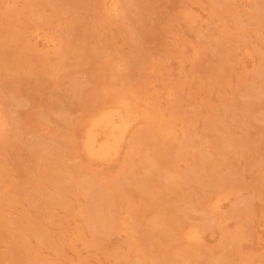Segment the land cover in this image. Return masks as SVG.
I'll return each mask as SVG.
<instances>
[{
  "label": "rangeland",
  "instance_id": "1",
  "mask_svg": "<svg viewBox=\"0 0 264 264\" xmlns=\"http://www.w3.org/2000/svg\"><path fill=\"white\" fill-rule=\"evenodd\" d=\"M131 1L134 11L100 20L101 0H0V42L19 46L0 58L37 72L11 89L19 101L0 95V107L9 103L7 114L29 135L27 142L0 138V264H158L153 243L165 255L185 245L165 232L148 236L143 223L155 214L171 234L210 216L201 208L214 187L190 176L196 167L228 188L242 187L240 198L221 202L224 224L203 231L196 263L207 264L228 246L229 232L242 223L239 200L247 199L245 237L228 257L233 264H264V93L255 89L264 82V26L252 17L264 0H231L230 9L219 6L227 0ZM185 10L195 19L184 18ZM31 24H39V37H27ZM110 84L134 87L176 124L174 135L141 144L149 127L139 121L116 161L90 162L78 149L76 122L87 99ZM223 135L237 145L218 148ZM46 154L52 157L44 160ZM55 156L70 175L92 176L93 195L102 189L106 212L126 223L121 230L93 237L84 212L96 197L68 180L61 201L45 203L58 183ZM45 164L49 174L38 181Z\"/></svg>",
  "mask_w": 264,
  "mask_h": 264
},
{
  "label": "bare ground",
  "instance_id": "2",
  "mask_svg": "<svg viewBox=\"0 0 264 264\" xmlns=\"http://www.w3.org/2000/svg\"><path fill=\"white\" fill-rule=\"evenodd\" d=\"M219 6L223 9H230L232 7V1L227 0L220 3ZM136 7H138V5L131 0H101L98 5L100 14L99 19L102 20L104 18L117 16L121 10L134 11ZM253 11V19L259 25L264 26V15L261 13V11L264 12V7L258 3ZM183 16L188 20L195 19L193 12L190 10H185ZM40 29L39 24L29 25L27 27V37L32 35L39 37L40 35L38 32ZM48 39H51V37ZM4 42L5 41L0 42V55L4 50L9 48L19 49V46L14 41ZM2 59L3 58H0V95L2 91L9 94L13 99H11L12 101H19V94H17L16 91L11 92V89H17L15 85L22 80L36 77L37 72L16 65L10 66ZM97 89L96 93L87 99V108L76 122L77 125L81 126V134L77 143L78 149L90 162L109 163L116 161L128 141L129 133L139 121L146 122L149 127L148 133L144 134V140L140 142L141 144H153L174 135L176 124L171 120L164 119L163 114L143 95L134 90V87H130L129 84L101 85ZM255 89H259L258 93L263 94L264 82L262 85L255 87ZM8 107L9 103L0 107V138L5 135H12V138H24V141L27 142L29 140L27 136L29 135L23 136V124L13 115L7 114L9 112L7 111V109H9ZM244 113L251 115L249 111H245ZM34 144L36 143H33V145ZM235 145H237V142L225 135L218 138V148H225L226 146L233 147ZM46 151H48L47 148L44 149V152ZM204 152H206V150H204ZM48 157H52L51 154H46L44 160L48 159ZM55 157L54 158L58 159L59 163H61L60 170L54 173L58 183L52 193H47L44 196L45 203L51 205L61 201L67 190L66 185H64L67 180L72 184L76 183L80 189L88 195L90 194L94 199L96 196H94L93 193L98 190H95L97 183L92 176L88 174L70 175V172L66 171L62 166L64 161L60 160L58 156ZM206 157L204 153L197 155L198 160L202 162H204ZM146 162L149 166L153 165V161L150 158L147 159ZM46 165L47 164L38 167V181L49 174ZM202 169L203 167H196L194 171L190 172V176L200 183L206 184L207 182L214 187L213 194L209 196L201 208L204 214L210 215L209 218L204 216L201 219V223H189L185 228L179 230V232L171 234H169V231L163 229V222L155 217V214L149 221H146L142 225L144 232L152 238L157 235H164L165 232L166 236L171 240L181 238L179 243L185 245L183 248H180V251L175 250L174 255H165L163 250L160 249V246L153 243L154 247H157V251L159 252V255L154 257L155 262L158 264H197L193 256L196 252L194 248L203 240V231L210 226H222L227 220V217L219 212L222 200L228 198L231 194H235L240 198L239 194L242 187L233 185L228 188L216 181L213 177L214 175H203ZM3 175H5L4 162L2 164L0 163V176L2 177ZM163 177L166 180L171 179V175L165 174ZM259 179L260 177H257L254 182L255 185L258 184L256 181ZM1 192L2 185H0V194ZM102 192V189H99V193L95 198L96 202H99V204L92 203L91 207L84 212L85 222L93 237L99 234L106 235L113 231L121 230L126 225L117 214L106 212L104 207L105 203L108 201H104L99 197L102 196ZM238 204L237 211L238 215L241 216L242 223L234 232H229L228 246H225L217 257L209 256L208 260H206L207 264H233L231 260H229L228 254L231 249L238 247L244 239L246 222L250 215V204L247 199H240ZM127 224L130 225L129 222H127ZM148 239L151 241L150 238ZM171 253H173V251H171ZM35 257H33V259H35ZM136 264H143V262L139 260Z\"/></svg>",
  "mask_w": 264,
  "mask_h": 264
}]
</instances>
